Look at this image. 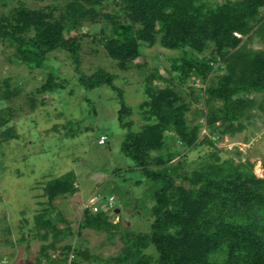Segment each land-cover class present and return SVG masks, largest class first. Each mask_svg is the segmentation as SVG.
<instances>
[{
    "label": "trees",
    "instance_id": "obj_1",
    "mask_svg": "<svg viewBox=\"0 0 264 264\" xmlns=\"http://www.w3.org/2000/svg\"><path fill=\"white\" fill-rule=\"evenodd\" d=\"M96 25L99 29L92 34ZM255 33L264 41V0H0V48L12 49L9 60L31 71L48 70L29 93L33 97L26 95L31 106L35 96L69 87L68 78H61L51 63L55 53L70 59L79 87H113L112 73L102 68L91 75L81 71L82 43L87 37L120 70L139 57L161 62L159 51L171 52L166 77L156 67L144 73V100L138 106L142 126L122 143L123 154L154 184L148 229L123 232L117 255L97 259V264H264V177L255 176L249 161L222 157L215 145L225 134L234 135L251 125L255 107L264 111V48L254 50L243 41ZM151 49L154 52L148 54ZM214 73L218 75L213 78ZM174 79L179 86L191 79L205 86L194 97L196 102L203 97L206 108L201 116L209 136L200 142L202 124L187 119L191 105L172 84ZM159 81L165 85L160 87ZM116 91L121 105L118 121L130 128L127 119L132 109L122 100V92ZM19 93V84L11 78L0 80L2 137L12 136L13 126L5 125L13 116L10 104ZM198 145L209 148L201 163L190 169L183 168L186 160L175 162L182 150ZM41 183L43 208L34 216V224L61 234L53 227L50 213L56 199L77 191L75 176L67 173ZM114 213L86 208L78 230L112 237L113 229L120 232V223H112ZM46 249L42 247L41 255L49 264H68L73 246L60 248L61 259L50 258ZM80 255L74 251L73 259ZM36 262L41 264L40 259Z\"/></svg>",
    "mask_w": 264,
    "mask_h": 264
},
{
    "label": "rangeland",
    "instance_id": "obj_2",
    "mask_svg": "<svg viewBox=\"0 0 264 264\" xmlns=\"http://www.w3.org/2000/svg\"><path fill=\"white\" fill-rule=\"evenodd\" d=\"M98 29L96 25L90 32L94 34ZM243 41L254 50L264 48L263 39L256 33L250 40L244 38ZM11 51L7 46L0 48V80L9 77L20 88L19 97L10 104L13 116L5 125L13 126L12 136H0V256L6 257L10 264H37V259L41 264H49L42 259V247H47L50 258L61 259L64 257L60 248L69 244L73 249L67 255L68 264L74 260L77 264H97V259L117 255L123 246L120 237L123 232L137 234L147 231L154 190V184L143 177L134 162L123 154L122 143L128 133L138 132L142 126L138 106L144 100V73L156 67L159 74L166 77L164 71L172 65L168 55L171 52L159 51L161 62L153 61L151 57H139L128 69L120 70L102 47L93 45L87 37L82 43L81 71L91 75L102 68L116 76L113 87L92 90L79 87L73 78L70 59L62 53H55L51 63L58 68L61 78H68L69 87L55 94L35 96L31 106L26 95L29 99L33 97L29 93L43 82L48 70L31 71L23 64L9 60ZM153 52L151 49L148 54ZM217 75L214 73L212 77ZM171 82L183 91L185 101L191 105L187 119L190 122L197 119L202 124L198 131L200 142L209 136L205 119L201 116L206 108L203 97L198 102L194 97L205 86L193 79L186 86L177 85L176 79ZM158 84L163 87L165 82L159 81ZM190 88L194 90L190 91ZM116 89L122 92V100L132 109L127 119L132 122L130 128L121 126L118 121L117 111L121 105ZM250 115L251 125L234 135L225 134L215 145L224 158L230 157L235 162L249 161L255 176L262 178L264 111L255 107ZM101 134L107 137L104 145L98 143ZM208 150L206 145L182 150V156L175 162L186 160L183 168L191 169L205 159ZM67 173L74 174L77 191L66 198L56 199L50 213L51 218L54 215L53 227L61 234L37 228L34 216L41 212L44 202L41 182ZM110 197L114 199L110 210H120L114 213L112 221L113 224L120 223V232L113 229L111 233L115 234L111 237L108 233L91 229L79 231L83 210L95 204L106 211ZM46 232L45 238L39 237ZM76 250L82 255L73 259Z\"/></svg>",
    "mask_w": 264,
    "mask_h": 264
},
{
    "label": "built area",
    "instance_id": "obj_3",
    "mask_svg": "<svg viewBox=\"0 0 264 264\" xmlns=\"http://www.w3.org/2000/svg\"><path fill=\"white\" fill-rule=\"evenodd\" d=\"M105 140H106V137L102 136V137H100L98 143L100 145H103V144H105ZM112 201H113V198L110 197L109 198V204H108V207L106 208V211L110 210L112 208V206H113ZM89 209L91 210V212H97L99 208L95 204H91V207ZM0 264H10V261L4 256H0Z\"/></svg>",
    "mask_w": 264,
    "mask_h": 264
},
{
    "label": "water",
    "instance_id": "obj_4",
    "mask_svg": "<svg viewBox=\"0 0 264 264\" xmlns=\"http://www.w3.org/2000/svg\"><path fill=\"white\" fill-rule=\"evenodd\" d=\"M118 212H120V210H116V211H115V213H118Z\"/></svg>",
    "mask_w": 264,
    "mask_h": 264
},
{
    "label": "clouds",
    "instance_id": "obj_5",
    "mask_svg": "<svg viewBox=\"0 0 264 264\" xmlns=\"http://www.w3.org/2000/svg\"><path fill=\"white\" fill-rule=\"evenodd\" d=\"M104 145V144H103ZM108 211V210H107ZM116 211V210H115Z\"/></svg>",
    "mask_w": 264,
    "mask_h": 264
}]
</instances>
